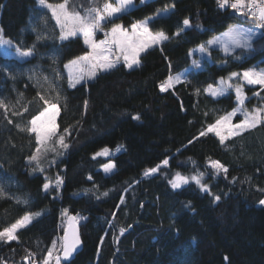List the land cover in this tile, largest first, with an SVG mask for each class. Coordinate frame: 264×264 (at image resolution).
<instances>
[{
    "label": "trees",
    "instance_id": "16d2710c",
    "mask_svg": "<svg viewBox=\"0 0 264 264\" xmlns=\"http://www.w3.org/2000/svg\"><path fill=\"white\" fill-rule=\"evenodd\" d=\"M171 3L175 10L150 22L149 28L171 37L188 17L191 29L141 53L138 67L129 69L120 62L70 88L64 65L89 49L82 37L61 42L51 12L37 0H0L4 35L22 47L35 44V56L30 58L5 55L0 49V99L9 105L8 119L13 121L9 124L0 109V186L6 193L0 196V230L22 209L41 213L20 230L18 242L0 241V264H25L22 258L29 251L43 259L53 240L59 244L70 214L77 218L82 245L61 264H264V205L260 203L264 200V126L224 144L213 133L188 143L238 106L234 90L211 97L203 89L233 71L264 66V29L257 25L259 33L251 50L225 55L212 47L211 59L205 58L202 67L188 72L190 83L161 92L159 84L169 74V60L171 71L179 72L191 62L189 49L232 23L252 22L231 8H219L217 0H146L114 23L129 28L135 16ZM70 4L75 10L90 6L89 0H70ZM43 27L49 28L48 34L40 35ZM44 76L60 95L52 139L64 136L68 147L56 144V152L42 154L40 166L45 171L40 172L33 171L37 165L28 160L35 150L34 134L14 125L24 126L42 110L37 92L49 99L55 95ZM197 88L201 89L198 95ZM245 89L250 107L264 104L261 86L246 84ZM25 106L28 111L22 117L12 115L13 109L22 111ZM136 114L141 117L138 121L132 119ZM65 128L70 135H65ZM118 144L124 146L120 151L93 159L101 148ZM209 157L228 168L227 178L213 175ZM111 159L116 169L105 173L101 166ZM164 159L168 166L143 175ZM176 171L203 172V181L221 200L213 203L192 181L172 188L169 181ZM57 173L64 181L59 191H42L45 177L54 180ZM121 228L126 229L122 235Z\"/></svg>",
    "mask_w": 264,
    "mask_h": 264
},
{
    "label": "snow or ice",
    "instance_id": "6c2138e0",
    "mask_svg": "<svg viewBox=\"0 0 264 264\" xmlns=\"http://www.w3.org/2000/svg\"><path fill=\"white\" fill-rule=\"evenodd\" d=\"M146 0H141V3H145ZM90 6L84 8L82 5L78 6L79 10H75L74 6L70 4V0H61L60 3H49L48 0H38V4L47 10H50L52 17L55 19L59 26L58 39L61 42L70 40L81 34L84 39V44L87 45L89 51H86L83 55L77 56L67 64L64 65L68 69V86L70 88H76L81 81L86 79H93L97 76L98 71H109L117 67L120 63L121 57L123 62L129 69L134 66L138 67L141 63L140 54L146 52L153 46L163 45L164 42L169 41L174 37H180L187 29L193 27L190 18L185 17L181 26L170 37L165 31L159 30L153 32L149 28V23L160 19L175 10V3L167 4L162 9L157 11L149 17H145L143 20L136 21L130 25V30L125 29L122 24L114 23V20L120 19L123 15L127 14L130 9L135 7L134 0H103V3H98V0H89ZM217 5L221 9L231 8L237 12V14L250 19L253 24L258 25L260 29H264V0H217ZM111 24L110 32H104L103 25ZM197 27H200L197 25ZM104 32L105 40L97 42L95 40L96 32ZM256 36V32L252 28H244L241 25H230L224 33L220 36L209 39L204 44L198 45L194 49H189V57L196 52L208 56H211L209 49L213 46H217L222 50L225 55H231L240 50H251L253 47V40ZM40 39V37H38ZM0 45L13 48L15 53L20 58H30L35 56V44L30 47H22L18 43H14L10 38H6L3 33V29L0 28ZM114 50H118V55L114 53ZM161 51L163 48L161 47ZM167 59V58H166ZM191 66L195 68L201 67L200 60L192 59ZM169 74L159 84L161 92H167L174 90L177 84L190 83L187 80L188 70L183 72L173 73L171 71L172 64L168 61ZM59 78V77H57ZM44 81L48 82L50 92H55L52 99L46 98L45 95L37 92V99L42 106V110L33 116L24 126L15 124L14 126L20 130L34 134L35 138V150L31 156L28 157L30 163L34 162L37 165L36 169L44 172L45 169L40 166V157L42 154L49 151L56 152L55 145L58 144L60 148L67 149L68 145L64 142V136H59L57 140L52 138L56 135V118L59 115V92L55 91V86L52 82L48 81V77H43ZM233 80H238L240 83H233ZM259 85L264 90V69H257L252 67L243 70L242 72H231L227 78L220 77L215 84L209 83L203 89V91L211 97H220L227 93L230 89L234 90L237 100V107L231 112L220 116L214 123L208 124L203 130H201L198 136L189 140V144H192L200 137L207 136L209 133L215 134L219 138V142L224 144L226 140L234 137L241 136L247 131L256 129L258 126H264V104L259 107H254L251 111L244 107L245 101L248 99L246 93L243 90L244 84ZM196 94L198 95L201 89L197 88ZM259 97L260 93H254ZM264 99V97H262ZM87 108V101H85V109ZM0 109L4 110V117L9 124L13 121L8 119L9 105L5 103L3 99H0ZM28 111V107L25 106L22 111L12 110V115L22 117L24 113ZM237 112L241 113L243 119L238 123L233 124L232 118L236 116ZM205 115H207L205 113ZM134 120H140L139 114L132 117ZM65 135H70L68 128L64 129ZM123 145H118L115 151H120ZM179 151V149H177ZM112 154V149L108 147L101 148L98 152L94 153L93 159L97 157H108ZM168 159H164L160 164L153 168H148L144 171L145 177L153 175L160 171L161 166H168ZM207 164L210 169L213 170V175L223 174L227 178L228 168L219 160H214L211 157L208 158ZM105 173H111L116 169V164L112 161L102 165ZM204 173H198L197 175L187 177L177 172L172 180L169 181L172 188H180L191 181L199 186L200 190L209 194L212 197L213 203L221 200L220 195L212 193L211 186L204 183ZM88 179H92L91 176ZM235 179V178H234ZM63 177L58 173L55 179H49L45 177V183L42 185V191L51 192L59 191L63 186ZM3 186H0V196H4ZM103 195H108L107 192ZM17 203L27 204V200L17 199ZM123 203V198L121 199ZM264 205V200L260 201ZM190 204V202H189ZM67 210L62 212V216L66 215ZM41 215V213H25L22 217L17 219L10 226L0 230V241L10 243L12 241H19L18 233L20 230L25 229L32 223V220ZM76 217L69 218L68 229L65 231L64 236L60 239L59 244L57 240L52 241L51 248L47 250V254L42 260L37 261L36 253L31 251L22 259L25 264H61L62 259L68 260L72 254L77 250L81 241L78 235V231L75 228ZM126 229L121 228V235ZM227 259V257H225ZM6 264V262H5Z\"/></svg>",
    "mask_w": 264,
    "mask_h": 264
},
{
    "label": "rangeland",
    "instance_id": "374dc122",
    "mask_svg": "<svg viewBox=\"0 0 264 264\" xmlns=\"http://www.w3.org/2000/svg\"><path fill=\"white\" fill-rule=\"evenodd\" d=\"M37 2H38V0H37ZM48 2H49V1H48ZM113 2H115V0H113ZM140 2H141V0L138 1V2H136V0H134V4H135V5H137V4L140 3ZM49 3H50V2H49ZM59 3H60V2H59ZM54 4H55V3H54ZM157 9H162V6H156V7H154L153 9H151V10H149V11H147V12L141 14V15L135 16V17L133 18V23L136 22V21H139V20H143L145 17L152 16V15L157 11ZM49 11H50V10H49ZM54 20H55V19H54ZM33 23H35V21H33ZM119 24H121V23H119ZM55 25H57L56 21H55ZM231 25H241V26H243L244 28H252V29L256 32V36H257L258 33H259V28L257 27V25H255V24H253L252 22H249V21H237V22H235V23H232ZM57 26H58V25H57ZM229 26H230V25H229ZM229 26H228V27H229ZM45 27H46V26H45ZM45 27H43L42 30L39 32L40 35H46V34H48V32H49V28L47 29V28H45ZM58 27H59V26H58ZM228 27H227V28H228ZM103 28H104V32H110L111 24H110L109 26H107V25H103ZM124 28L130 30V27H129V28L124 27ZM227 28H226V29H227ZM226 29H224V30H222V31H220V32H218V33L212 35V36L209 37L207 40H205V41H203V42L197 44V45L194 46V47H192V49L196 48V47H197L198 45H200V44H204L206 41H208L209 39H212L213 37L220 36L222 33H224V32L226 31ZM97 32H98V31H97ZM97 32H96V35H95V40H96L97 42H99L100 40H105V39L108 38V37H105L104 32H101L102 35H99V36L97 35ZM78 35H80V36L82 37V39H83V36H82L81 34H78ZM4 36H5V35H4ZM256 36H255V37H256ZM5 37L8 38L7 36H5ZM83 40H84V39H83ZM12 41H13V40H12ZM13 42H14V41H13ZM14 43H16V42H14ZM213 47H217V46H213ZM211 48H212V47H211ZM211 48L209 49V51L211 52V56H212ZM0 49H1V52H2L3 54H5V55H16L17 57H19V56L15 53V50H14L13 48H9L8 46H5V45H0ZM87 51H89V49H88ZM85 52H86V51H85ZM85 52H84V53H85ZM84 53H82V54H80V55H83ZM114 53H115L116 55L119 54V53H118V50H114ZM80 55H77V56H80ZM140 55H141V54H140ZM77 56H75V57H77ZM211 56L208 57V56H205V55H202V54L196 52V53H194V54L192 55L191 60H192V59L200 60V62H201V67H202V66L204 65V59H205V58H207V59H211ZM75 57H73V58L69 59L68 61H66L65 64H67L69 61H71V60L74 59ZM19 58H20V57H19ZM139 58H140V57H139ZM120 62H123L122 57H121ZM249 68H252V67H249ZM185 69H187L188 72H189L191 69H198V68H195V67L191 66V62H190V64H189L187 67H185L184 69H182V70L179 71V72H183ZM245 69H248V68H245ZM245 69H242V70H236V71H233V72H242V71L245 70ZM257 69H258V70H259V69H264V66H258ZM65 72H66L67 75H68V69H67V68H65ZM229 74H230V73H229ZM229 74H227V75H225V76H221V77H225V78H227ZM219 78H220V77H219ZM219 78H218V79H219ZM218 79H217V80H218ZM216 82H217V81H216ZM216 82H213L212 84H215ZM233 83H240V81H238V80H233ZM245 85H246V83L243 85V90H244V92L246 93ZM246 95L248 96L247 93H246ZM259 106H260V105H254L253 107H250V106H249V103H248L247 100L245 101V104H244V107H245L247 110H249V111H251L254 107H259ZM241 119H243V116L241 115V113L237 112L236 116H234V117L232 118V123H233V124L238 123ZM118 145H122V144H118ZM118 145H117V146H118ZM117 146H116V147H117ZM106 147L112 149V151H114V152H117V151H115L116 147H115V148H112V147H110V146H106ZM121 149H122V148H121ZM110 161L114 162V160L111 159V160H109V161L106 162V163H109ZM106 163H104V164H106ZM114 163H115V162H114ZM104 164H103V165H104ZM153 167H155V166H153ZM153 167H149V168H153ZM101 169L103 170L102 166H101ZM147 169H148V168H147ZM103 171H104V170H103ZM177 172H179V173H181V175H183V176H187V177H191V176L197 175V173H194V172H192V173H182V172H180V171H176V172L174 173V176H175V174H176ZM174 176H173V177H174ZM172 179H173V178H172ZM190 182H191V180H190ZM192 182H195V181H192ZM203 182H204V181H203ZM204 183H206V182H204ZM25 213H28L25 209H22V210L18 211L15 215H13V217H11V218L8 220V226H10L12 223H14V222H15L17 219H19L20 217H22ZM37 260H38V259H37Z\"/></svg>",
    "mask_w": 264,
    "mask_h": 264
},
{
    "label": "water",
    "instance_id": "95a60500",
    "mask_svg": "<svg viewBox=\"0 0 264 264\" xmlns=\"http://www.w3.org/2000/svg\"><path fill=\"white\" fill-rule=\"evenodd\" d=\"M70 217H75V215L74 214H70L68 217H67V223H66V226H65V229H64V233H63V236H64V234H65V231L68 229V225H69V218ZM75 228H76V230L78 231V235H79V238H80V241H81V237H80V230H79V224H78V222H77V220H76V222H75ZM62 236V237H63ZM81 245H82V242L80 243V245L77 247V250L72 254V256L71 257H73L74 255H75V253L81 248ZM70 257V258H71ZM69 258V259H70ZM68 259V260H69ZM63 260V259H62ZM63 261H67V260H63Z\"/></svg>",
    "mask_w": 264,
    "mask_h": 264
},
{
    "label": "built area",
    "instance_id": "2783aa9c",
    "mask_svg": "<svg viewBox=\"0 0 264 264\" xmlns=\"http://www.w3.org/2000/svg\"><path fill=\"white\" fill-rule=\"evenodd\" d=\"M40 260H42V259H38L37 261H40Z\"/></svg>",
    "mask_w": 264,
    "mask_h": 264
},
{
    "label": "crops",
    "instance_id": "0c3cea01",
    "mask_svg": "<svg viewBox=\"0 0 264 264\" xmlns=\"http://www.w3.org/2000/svg\"><path fill=\"white\" fill-rule=\"evenodd\" d=\"M163 8V7H162Z\"/></svg>",
    "mask_w": 264,
    "mask_h": 264
}]
</instances>
